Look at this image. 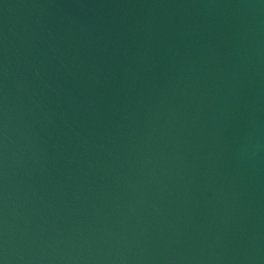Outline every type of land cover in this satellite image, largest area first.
<instances>
[{"label":"water","instance_id":"95a60500","mask_svg":"<svg viewBox=\"0 0 264 264\" xmlns=\"http://www.w3.org/2000/svg\"><path fill=\"white\" fill-rule=\"evenodd\" d=\"M0 264H264V0H0Z\"/></svg>","mask_w":264,"mask_h":264}]
</instances>
